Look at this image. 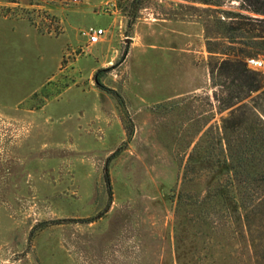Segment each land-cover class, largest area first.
<instances>
[{"label": "rangeland", "instance_id": "1", "mask_svg": "<svg viewBox=\"0 0 264 264\" xmlns=\"http://www.w3.org/2000/svg\"><path fill=\"white\" fill-rule=\"evenodd\" d=\"M239 14L263 17L239 0H0V264L261 263L226 214L264 240V189L216 194L219 148L245 142L223 125L264 148V39L231 29ZM236 58L262 88L230 86L218 64Z\"/></svg>", "mask_w": 264, "mask_h": 264}, {"label": "trees", "instance_id": "2", "mask_svg": "<svg viewBox=\"0 0 264 264\" xmlns=\"http://www.w3.org/2000/svg\"><path fill=\"white\" fill-rule=\"evenodd\" d=\"M9 2H13L14 0H5ZM202 2H209L211 0H198ZM243 7L256 15H261L263 17L257 16H246L243 14H239L240 22H236L234 27L231 29H239L242 25H248L246 31L251 33L254 30L253 34H250L251 38H261L264 39V0H239ZM258 30L255 32V30ZM240 36L242 35L239 34ZM249 45L252 42H242ZM254 43V42H253ZM223 65L226 66L227 69L230 70V86H234L237 90L242 91L245 90V95L250 92L256 91L263 86L262 76L259 72L249 69L245 66L244 62L240 64V60L238 58L233 60H221L218 64V67L221 69ZM225 68V69H226ZM225 73V72H224ZM228 77V76H227ZM244 95V94H243ZM242 95L236 96L235 102L242 99ZM228 103V102H227ZM229 104H226L228 106ZM222 130L228 131L230 134L238 132L241 133L243 139H245L244 143H238L231 145L229 143H224L223 146L219 148V164L220 166L226 170L227 176L224 182H220L218 184V188L216 189V194L220 197L224 202L230 204V188H226L227 186L232 185L233 179L241 180L244 183V191L246 194L245 188L252 189H264V148L262 151H258L253 143L255 138H257V134L253 131H241L235 130L234 128H230L227 130L226 126H222ZM249 139L246 141V139ZM252 162V169L247 171L246 166L247 163ZM238 169L235 170L234 168ZM251 176H249V173ZM104 177L107 185L109 186L107 172L104 173ZM110 189L108 187V193ZM227 218L231 222L239 221L242 226V232L249 239L250 244L254 247V250L261 248L264 253V240L261 238V229H258L256 225L249 224L248 222V211L242 208V212L236 210V208H229L228 213L226 214ZM243 221V222H242ZM255 232L258 233L255 236ZM242 237V236H241ZM256 248V249H255ZM261 263L264 264V254L261 255Z\"/></svg>", "mask_w": 264, "mask_h": 264}, {"label": "built area", "instance_id": "3", "mask_svg": "<svg viewBox=\"0 0 264 264\" xmlns=\"http://www.w3.org/2000/svg\"><path fill=\"white\" fill-rule=\"evenodd\" d=\"M104 30L102 28L89 27L84 31L86 40L88 43L93 44L99 41L100 37L103 35ZM247 64L253 68H259L262 62L255 58H248Z\"/></svg>", "mask_w": 264, "mask_h": 264}]
</instances>
